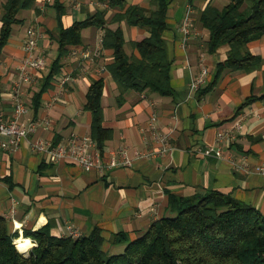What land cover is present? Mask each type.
I'll return each mask as SVG.
<instances>
[{"label": "crops", "instance_id": "1", "mask_svg": "<svg viewBox=\"0 0 264 264\" xmlns=\"http://www.w3.org/2000/svg\"><path fill=\"white\" fill-rule=\"evenodd\" d=\"M230 1L170 0L164 38L172 63L173 96L128 91L120 97V90L107 69L113 55L103 47L104 30L90 26L82 31L81 44L69 47L63 60L64 70L56 77L58 80L69 75L71 80L63 88L58 84L44 93L37 110L34 97L59 56L55 0H35V8L18 13L25 12L27 18L17 16L22 22L12 26L11 36L0 54V110L6 119L14 117L13 88L25 63L23 44L29 28L41 33L35 55L44 56L47 66L32 83H23L21 89V99L28 112L20 121L25 126L37 123L35 132L16 149L4 148L2 144H8V138L0 139V214L7 217L12 233H19V239L34 246L31 238L23 236L25 229L36 231L49 226L53 235L68 237L71 229L88 236L98 227L105 238V248L119 254L126 244L114 243V237L124 233L136 239L155 221L170 215L169 194L189 197L218 190L264 214V175L258 172L264 164V37L248 46L252 54L261 58L257 68L226 70L216 78L217 65L227 59L229 46L223 45L210 53L209 33L198 22L208 3L222 10ZM5 2L0 0V31ZM60 2L66 10L62 18L65 28L98 12H106L105 19L110 22L129 6L150 11L156 8L151 0H126L123 9H112L100 0ZM189 5L194 9L196 32L184 43L179 29ZM119 26L128 55L133 53L132 42L150 36L146 28L129 26L124 21L109 25L111 29ZM204 70L208 73L206 81L199 89L192 90L191 82ZM100 78L105 80L104 127L113 131L103 149H96L102 160L108 161L112 151L123 145L128 147L131 158L137 150L157 148L147 131L153 115L158 131H172L166 154L135 160L130 168L100 173L84 171L71 161L53 162L32 149L29 142L37 137L55 145L57 139L58 143L65 142L72 135L91 136L92 114L85 105L91 84ZM241 116L242 131L236 142L231 145L219 142L218 132L231 128ZM208 147H221L222 156L203 155L202 150Z\"/></svg>", "mask_w": 264, "mask_h": 264}, {"label": "trees", "instance_id": "2", "mask_svg": "<svg viewBox=\"0 0 264 264\" xmlns=\"http://www.w3.org/2000/svg\"><path fill=\"white\" fill-rule=\"evenodd\" d=\"M100 1L112 9L126 6V0ZM151 2L155 10L129 6L110 22L105 19L106 12H98L65 28L62 22L65 7L60 0H55L59 56L34 97L35 110L43 94L58 85L56 77L64 70L63 60L69 47L80 45L82 31L90 26L104 30L103 47L113 55L107 69L120 90V97L128 91L173 96L172 63L164 38L170 0ZM35 7V0H6L1 19L0 54L11 36L12 26L22 22L18 13ZM123 21L150 32L148 38L131 43L133 53L130 55L125 51L122 28L109 27L111 23ZM198 22L209 33L210 53L223 45L229 46L227 59L217 65L216 78L226 70L251 71L260 65L261 58L252 54L248 46L264 37V0H231L222 10L210 2L200 12ZM215 83L216 79L212 86ZM104 90V78L94 80L85 105L92 114L91 138L101 150L113 136V131L104 127ZM57 143L58 139L55 145ZM168 197L170 215L155 221L136 239L124 233L114 237V243L126 244L119 254L105 248L106 241L98 227L90 235L74 239L53 235L49 226L36 231L24 230L23 236L34 242L28 254H24L15 243L19 233H12L7 217L0 214V264H264V214L259 209L218 190L189 197L174 194Z\"/></svg>", "mask_w": 264, "mask_h": 264}, {"label": "built area", "instance_id": "3", "mask_svg": "<svg viewBox=\"0 0 264 264\" xmlns=\"http://www.w3.org/2000/svg\"><path fill=\"white\" fill-rule=\"evenodd\" d=\"M45 1L50 2L51 0ZM193 13V7L191 5L187 6L179 29L184 43H186L192 34L196 32L193 21ZM40 36V31L35 28H29L26 32L23 44V49L26 53L25 63L20 67L19 80L14 83L13 88L14 117L6 119L3 112L0 110V139L4 137L8 138V144H2L4 148H19L21 141L28 139L36 130L37 123L33 122L29 126H25L20 121L21 116L28 112L26 105L21 99V89L23 83H32L35 80L37 73L44 70L47 66V60L44 56L35 55L38 45L37 42ZM87 55L88 54H86V56ZM207 77L208 73L204 70L198 79L191 82L190 88L192 90L199 89L201 84L206 81ZM70 80L71 77H69V75H65V77L58 78L57 84L63 88ZM155 121L156 116L153 115L147 131L151 133L150 135H152L154 142L157 143V148L147 151L137 150L135 151L134 158H131L128 155V147L123 145L117 150L112 151V155L108 161H103L102 157L96 151V143L89 135L84 137L72 135L67 141L60 142L56 145L37 137L33 141L29 142V144L32 149L50 157L53 162L71 161L80 166L84 171L96 170L100 173H107L120 167L130 168L133 166L135 160L155 159L158 156L166 154L170 150L172 131H158ZM242 121L243 117H238L235 119L231 128L218 132V141L225 142V144L227 143L228 145L236 142L238 135L242 131ZM202 153L205 156L220 158L222 156V149L221 147H208L202 150ZM258 172L264 175V164L258 168ZM14 212V209H12L11 215H13ZM68 237L77 239L82 237V235L79 231L71 229ZM16 242L17 240H15V243Z\"/></svg>", "mask_w": 264, "mask_h": 264}, {"label": "bare ground", "instance_id": "4", "mask_svg": "<svg viewBox=\"0 0 264 264\" xmlns=\"http://www.w3.org/2000/svg\"><path fill=\"white\" fill-rule=\"evenodd\" d=\"M16 244H17L18 250H20V251H25L26 252L31 247V244L28 243L24 239L17 240Z\"/></svg>", "mask_w": 264, "mask_h": 264}, {"label": "rangeland", "instance_id": "5", "mask_svg": "<svg viewBox=\"0 0 264 264\" xmlns=\"http://www.w3.org/2000/svg\"><path fill=\"white\" fill-rule=\"evenodd\" d=\"M25 15H26V13H25V12H22V13H20V14L18 15V17H19V18H25ZM26 18H27V15H26ZM26 26H27V24L24 25V27L22 28V30L25 29ZM14 29L16 30V27H14ZM28 242H29V241H28ZM30 244H31V243H30ZM21 252H24V251H21Z\"/></svg>", "mask_w": 264, "mask_h": 264}, {"label": "water", "instance_id": "6", "mask_svg": "<svg viewBox=\"0 0 264 264\" xmlns=\"http://www.w3.org/2000/svg\"><path fill=\"white\" fill-rule=\"evenodd\" d=\"M24 254H28V250L26 252H23Z\"/></svg>", "mask_w": 264, "mask_h": 264}]
</instances>
